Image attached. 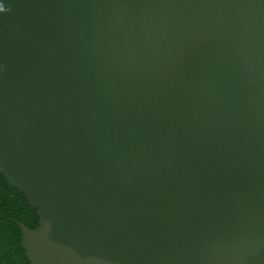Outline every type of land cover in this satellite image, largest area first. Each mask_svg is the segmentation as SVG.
<instances>
[{
    "label": "water",
    "instance_id": "water-1",
    "mask_svg": "<svg viewBox=\"0 0 264 264\" xmlns=\"http://www.w3.org/2000/svg\"><path fill=\"white\" fill-rule=\"evenodd\" d=\"M0 174L30 264H264V0H0Z\"/></svg>",
    "mask_w": 264,
    "mask_h": 264
},
{
    "label": "trees",
    "instance_id": "trees-1",
    "mask_svg": "<svg viewBox=\"0 0 264 264\" xmlns=\"http://www.w3.org/2000/svg\"><path fill=\"white\" fill-rule=\"evenodd\" d=\"M10 220L35 229L39 218L24 195L16 187L10 186L0 174V264H30L21 246V231Z\"/></svg>",
    "mask_w": 264,
    "mask_h": 264
}]
</instances>
